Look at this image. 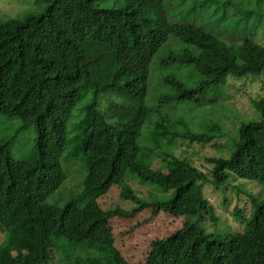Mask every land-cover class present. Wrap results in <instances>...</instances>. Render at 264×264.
<instances>
[{
  "label": "trees",
  "instance_id": "trees-1",
  "mask_svg": "<svg viewBox=\"0 0 264 264\" xmlns=\"http://www.w3.org/2000/svg\"><path fill=\"white\" fill-rule=\"evenodd\" d=\"M188 2L177 0L175 8L187 13L177 22L165 0H125L124 9L98 8L96 0H38L44 13L0 23V116L22 120L21 130L37 127L36 151L27 159H15L7 143L0 146V264H51L54 258L58 264H132L115 246L111 219L153 207L185 217L186 228L219 227L224 219L206 185L249 198L248 219L239 204L231 212L246 220L245 230L215 236L200 229L178 260L166 256L175 264H264V203L237 183L264 188V101L255 108L259 118L239 125L235 136L206 113L230 76L264 75V47L249 37L229 46L202 24L213 0L190 9ZM260 4L264 0H255ZM252 16L245 12L244 19ZM89 92L92 101L81 107ZM143 131L150 137L145 144ZM183 145L188 151L178 154ZM196 149L207 151L201 167L193 162L201 153ZM64 154L87 158L88 174L82 195L54 207L46 201L67 179ZM131 179L173 197L151 202ZM113 186L134 205L128 211L99 204L100 192ZM58 238L66 244H55ZM168 240L155 241L153 251ZM158 260L155 252L147 264Z\"/></svg>",
  "mask_w": 264,
  "mask_h": 264
},
{
  "label": "rangeland",
  "instance_id": "rangeland-1",
  "mask_svg": "<svg viewBox=\"0 0 264 264\" xmlns=\"http://www.w3.org/2000/svg\"><path fill=\"white\" fill-rule=\"evenodd\" d=\"M37 1L0 0V23L12 18H23L27 15L44 13L45 5L38 4ZM202 1L189 0L188 8H191L193 2L201 3ZM176 3L177 0H165L166 6L174 5L171 6L168 13L169 19L174 22L182 21L184 16H187L186 11L175 8ZM96 6L102 9H124L126 3L125 0H96ZM248 11L253 12V19L250 22L244 19L245 12ZM190 13L194 12L190 11ZM146 15L154 17V12L147 10ZM202 19V24L206 30L215 36H219L229 46L239 45L246 37H249L264 47V5L261 7L260 4L259 7H256L255 0H213V3L204 10ZM228 79V84L224 87L223 97L216 100L215 108L206 107L208 111L206 113L211 118L220 119L226 133L235 136L239 125L256 120L260 116L255 108L257 103L264 101V75H247L240 79L230 76ZM92 99L93 94L89 92L80 106L82 107L84 104L91 102ZM99 103L100 108L105 109L103 100ZM202 114L199 115V118H202ZM75 117L71 119V122ZM21 126L22 120L18 118L0 116V146L7 143L5 147L15 159L19 160L27 159L36 151L37 140L36 125L31 124L23 130H21ZM232 139L230 137V143ZM147 140H150L149 133L143 131L140 142L145 144ZM221 143H226V140L222 139ZM196 150L201 151V153L193 155V162L196 166L201 167L202 164H206L204 155L201 154H205L207 151ZM183 151H188L186 145L181 146L177 153L180 154ZM219 151L221 156H228L229 154L228 150L219 149ZM61 162L67 174V179L59 190L46 201V204L54 207H64L69 201L82 195L88 174L87 158L83 156L71 159L67 154H64L61 157ZM160 164L161 160L157 159L154 168H158ZM130 177L134 178L131 175ZM128 182L133 189H136L140 192V195L147 197L151 202H165L173 197V191L163 193L155 184H141L138 179L137 182H133L132 179ZM125 183L127 184L126 181ZM237 183L244 185V188L237 185L241 191L251 194V198L254 196L258 203H264V188L260 184L241 179ZM226 187L216 190L213 186L206 185L204 189L210 202L224 219L219 227L215 226L211 229L209 224L200 222L199 224L195 223L193 227L186 228L185 217L177 218L163 209L155 213L153 207H148L138 211L130 218L116 217L111 219V231L115 246L121 251L123 257L132 264H147V260L154 256L155 252H158V264H175V261L166 254H170L173 259L178 260L191 235L200 229L215 236L227 232L229 229L234 232L244 231L246 220L231 215V212L239 204L241 208H245L243 216L248 219L254 210L253 203L249 202V198L246 196H239L229 188L225 191ZM119 194V186H114L108 192H100L97 199H99V204L103 208L122 207L128 211L134 205L131 202L122 200ZM223 196L228 200L225 201ZM88 199L89 197L83 198L80 206L86 204L85 201ZM3 237V232L0 230V243ZM164 239H169L166 242L167 245L160 251H153L152 246L155 241ZM55 244L65 245L66 240L58 238L55 240ZM47 249L50 252L51 248L47 247ZM56 260L54 258L51 264H58Z\"/></svg>",
  "mask_w": 264,
  "mask_h": 264
},
{
  "label": "clouds",
  "instance_id": "clouds-1",
  "mask_svg": "<svg viewBox=\"0 0 264 264\" xmlns=\"http://www.w3.org/2000/svg\"><path fill=\"white\" fill-rule=\"evenodd\" d=\"M113 187H114V186H113ZM0 230L2 231V229H1V228H0ZM2 232H3V236L5 237L4 231H2ZM4 237H3V240H4ZM3 240H2V241H3Z\"/></svg>",
  "mask_w": 264,
  "mask_h": 264
}]
</instances>
